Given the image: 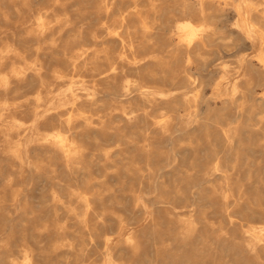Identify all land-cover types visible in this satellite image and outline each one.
<instances>
[{
	"label": "bare ground",
	"instance_id": "obj_1",
	"mask_svg": "<svg viewBox=\"0 0 264 264\" xmlns=\"http://www.w3.org/2000/svg\"><path fill=\"white\" fill-rule=\"evenodd\" d=\"M12 14L23 18L12 32L0 26V34L12 37L0 50V149L17 167L7 173L0 169V221L17 220L40 238L37 245L48 243L14 250L10 236L0 235V264H128L120 257H139L136 222L99 209L107 202L106 191L132 192V210L151 223L150 202L168 203L166 193L181 197L186 182L201 196L220 191L227 201L233 198L228 211L233 225L234 213L264 214L241 190L238 195L229 191L235 174L223 163L230 160L235 169L244 156L264 155V148H248L243 139L253 132L264 136V97L255 91L264 89V0H0V19L10 22ZM73 15L84 18L76 22ZM231 18L226 33L219 24ZM224 49L241 54L233 70L215 64ZM209 85L214 97L207 98ZM216 98L219 108L212 103ZM229 111L236 122L224 128L217 119ZM212 128L222 135L223 149ZM156 134L174 146L170 154L155 147ZM179 155L190 156L189 164H182ZM200 160L208 163L198 169ZM14 174L53 181L57 189L47 209H35L24 190L14 189ZM133 181L139 189L127 187ZM6 188L12 190L10 197L3 193ZM189 214L180 219L173 243H162L166 253L176 249L178 254L175 260L170 255L169 264L188 262L189 250L204 264L200 218L196 209ZM243 240L248 253L260 258L264 225L251 224ZM92 254L102 261L88 263ZM145 260L157 264L149 256Z\"/></svg>",
	"mask_w": 264,
	"mask_h": 264
},
{
	"label": "rangeland",
	"instance_id": "obj_2",
	"mask_svg": "<svg viewBox=\"0 0 264 264\" xmlns=\"http://www.w3.org/2000/svg\"><path fill=\"white\" fill-rule=\"evenodd\" d=\"M58 13L63 14L62 11H59ZM12 15H14L15 17L11 16L10 22L5 23V21L2 20V18L0 19V20H2V21H0V26H2V28H1L2 30L8 29L9 32H12V30L16 29L15 25L16 26L19 25L20 21H22L23 17L19 16L20 17L19 18L18 15H15V14H12ZM25 15L28 16V14H25ZM76 16L77 15H73V20L76 22H79V21H81V19L84 18L83 16H77V17ZM83 22L87 23L88 21L83 20ZM233 23H234V19H232V18L229 19L225 23L220 22V24H219V22H218L219 27L223 28L226 31V33H228V29L231 28ZM225 26H227V28ZM6 36L7 35L0 34V38H1L0 39V47H1L0 50L4 48L5 42H7L8 40H10L12 38L11 35H9L8 38ZM26 55H27V58H29L28 59L29 61L33 59V57L30 55V53H26ZM240 55L241 54H238L236 49H230V50L224 49L222 51V53L218 54L217 56L215 55V57L217 59H219V60H217V62L215 64H218L219 67H222L221 63H225L229 66L230 69L233 70L234 67H236V65H237V61H238L237 59L239 58ZM224 60H226V61H224ZM227 62H229V63H227ZM194 68L195 69L193 70V72L198 74V69H196L198 67L194 66ZM211 69H212V66H210L207 70L205 69V70L201 71V73L202 74L204 73L203 75H206V74H208V70H211ZM220 69H221V71L219 73H217L214 76V79L212 80L214 84L220 79V76L223 73L222 68H220ZM194 86L195 85H192L191 86L192 89L191 88L190 89L193 90ZM210 88H211V90H210ZM212 88H214V87L209 85L206 87V89H204V93L206 94L207 98H210V96L214 97V95H213L214 89H212ZM257 88H255L256 96L264 97V89L262 87H259V86H257ZM210 94H212V95H210ZM0 96H1V94H0ZM218 100H219V98H216L212 102L213 105L217 108H219V106L221 105V100H219V101ZM182 112L184 113V110ZM246 119H248L247 116L245 117V119L242 118L241 120L247 121ZM256 119H257V117L254 119V121H253L254 123L256 122ZM217 120L219 123H221L224 126V128L229 126L228 123L234 124L236 122L233 111H229L226 116H224L223 118L222 117L218 118ZM258 127L259 126H256L255 129ZM212 131H213V134H215L213 136L215 137L214 139L216 140V142L218 144V148L223 149L225 146H227L226 144L223 143V140L221 137L222 135L219 136V134H218L219 132H216L217 131L216 129L212 128ZM246 135L247 134H244V136H246ZM0 138H2V133H0ZM15 138L17 139V137H15ZM243 139H244V146H247L248 148L254 147L255 150H261L264 148V146H262V144L264 145V136L257 135L253 132L250 135H247V137H244ZM154 140L157 142V143H155V147H157V149L160 148L159 149L160 152H163V154H165V155H168L172 152L174 146L171 143L163 142V140L161 139V137L158 134L155 135ZM257 140H259V141H257ZM186 141L188 142V140H186ZM186 141H185V143H186ZM220 142H222V144ZM89 146L92 147V145H89ZM220 146H222V147H220ZM177 147H179V146H177ZM250 150L248 149L246 151L250 152ZM252 155H254L253 156L254 158L252 156H250L249 158L244 156V158L241 159L242 162L240 160V162L235 167V169H233L234 162H231L230 160H228L229 162L227 160L223 161L224 165L229 163L226 165V167L229 166L227 168H230L231 172L235 174L233 181H232L231 189L229 191L234 195H238L239 192L242 191V193L245 194V197L253 202L254 208L259 207V208L264 209V200H263L264 199V180H263L264 179V155H262L260 153H252ZM179 158H180V160H181L180 162H182V164L185 163L184 165H188L189 160H191L190 156L185 157L184 155H179ZM185 160H187V161L185 162ZM16 162L17 161L15 159L5 158L4 154L1 152V149H0V169H2L3 171H5L7 173L13 168L16 169L17 166L13 167V165H15ZM207 163H208V160L198 161V165H200V166H198V169L203 168L205 166V164H207ZM202 164H204V165H202ZM240 164L243 166H240ZM242 167L244 170L241 171ZM246 168L249 170L247 171ZM245 172H247V174H245ZM13 176L15 178L14 189L24 190V192L27 193L31 197L30 198V201H31L30 205L31 206H33L35 209L38 208L37 210L47 209V208H45V206H47L51 201V199H50L51 193L57 189V186L53 183V181L50 178L30 177L28 174H26L24 177H21L18 174H14ZM247 176H248V179H247ZM36 179L40 180V181L38 180L39 183L37 182ZM100 179H102V178H100ZM217 181L215 182V184L220 186L222 183V179H217ZM190 184L191 183L188 184V182L183 184V187H184V193L183 194L184 195H181V197H175L173 195L170 196V194L166 193V199L165 200L168 203H165V204L160 203V204L153 205L154 202L151 201L153 204L150 202L151 209L154 212L155 223H151V221H149V219H146L145 214L142 215V213H140L136 210H134V211L132 210V208L134 207V202H133L134 199L132 197V192H130L129 190L123 191V192L120 191L119 193L118 192L117 193H115V192L110 193V191L104 192V196H105V199L107 202H105L104 204L98 205L99 209L103 210L104 212H107L108 216H110L111 218H113L115 215H122L129 221V223L134 224V222H136L134 225L137 228L139 227L138 228L139 229V235H140V239L142 241L141 255L139 257H136V256H133V255L128 253V254H126V256H124V258L120 257L122 259V261H127L128 264H132L134 261L137 262V260H139V264H144V263H146L145 259H148V256L150 259H153L157 264H169L171 257L175 260L176 256H178V254L175 251L176 249H174L171 252V254L166 253L165 249L162 247V243L165 245H168V246L171 245L174 241L173 239H175V237L178 234V231L180 230V227H181L180 219L189 218L190 217L189 211L192 209H196L197 210V217H198V219L200 218L201 233L204 236V241L206 242V247H207L206 253L204 254V264H211V263L212 264H264V250L260 253V255H261L260 258H257L255 256L251 255L250 253H248V251L246 250L244 240H243V232L251 224L264 225V214H262V213H255V214L247 213L246 216L245 215L242 216L238 213H234V218L236 220L237 225H233L230 223L229 214H228V211L229 210L232 211L234 208V206L231 204V202H229V201L233 200V198H230L227 201V199H225L223 197V195L220 191L212 192V193H211V191H208V192L206 191V193L203 196H201L200 194L197 193V191H198L197 187L196 188L194 187L195 189L194 188L190 189L192 187V186L190 187ZM110 185L112 186V188L116 187L115 182H111ZM132 185H134L137 189H139L138 182H136V181L130 182V183H128L127 187L130 189V187ZM207 185L210 186L209 183L205 184V186H207ZM238 186H239V188H238ZM240 186H242V188H240ZM2 187L3 186H1V183H0V189ZM187 188H189V189H187ZM3 193L10 197L12 195V190H10L9 188H6ZM106 193H107V195H106ZM154 195H148L146 197H153ZM215 195H216V198H215ZM32 196H34V197H32ZM211 196H213L212 199H211ZM204 197H206V198H204ZM115 199L120 201L122 204H117V202H110L109 201V200H115ZM204 199H206V201ZM210 202L213 203L214 205L211 204ZM7 203L10 204L11 202L8 201ZM201 203H203V204H201ZM163 205H164V207L161 208ZM201 205H203V206H201ZM139 213L142 215L141 217H140ZM173 214H175V215H173ZM211 215H212V217H211ZM203 219H205V221H202ZM247 221H249V222L246 225ZM176 224H178V225L176 226ZM244 224H245V226H243ZM173 225H175L176 227ZM141 229H143V230H141ZM114 231L115 230L114 229L112 230V228H109V230H108L109 233H113ZM32 232L33 231L31 228H28L27 230H25V227L22 226L20 224V222L17 220L14 222H9V221L6 222L5 220L0 221V235L10 236L11 239H9V243H10L11 247L14 248V250H17L20 247L19 245H22L25 243H27L33 247L36 246L38 248H40V246L47 245V243H48V242H46V241H48L47 239L43 240L40 245H37V241H39L40 238L32 237L31 236ZM219 232H220V234H219ZM24 234H28L29 236L26 237ZM28 237H31L32 239L31 238L29 239ZM151 238H153V241ZM234 238H237L236 241H238L240 243L236 244V241L234 240ZM20 240H21V242H20ZM31 240H32V242H30ZM76 241L79 242L80 240L76 239ZM169 242H171V244ZM150 243L151 244L154 243V244L151 245ZM228 245H229V247H228ZM150 246H152V247H150ZM210 246L212 247V253L209 252ZM208 248H209V250H208ZM224 248H226V249H224ZM187 253H185V254L190 257V260L188 262H186L185 264H200L201 257L200 258L196 257L194 251L189 250ZM56 255H58V254H51L50 253L49 257L50 258H57ZM170 255H171V257H170ZM238 255H240V256H238ZM151 256L152 257L154 256V257L152 258ZM156 256H157V258H156ZM101 259H102V256L92 254L88 258V263L90 261H93V260L96 261L97 263H100L102 261ZM141 261L144 263H142ZM232 262H234V263H232ZM174 264H178V263H174Z\"/></svg>",
	"mask_w": 264,
	"mask_h": 264
}]
</instances>
